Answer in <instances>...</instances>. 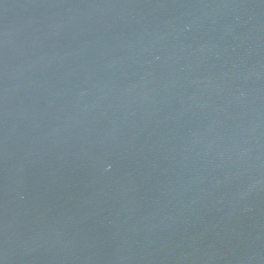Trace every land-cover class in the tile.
<instances>
[{"label": "water", "instance_id": "water-1", "mask_svg": "<svg viewBox=\"0 0 264 264\" xmlns=\"http://www.w3.org/2000/svg\"><path fill=\"white\" fill-rule=\"evenodd\" d=\"M0 264H264V0H0Z\"/></svg>", "mask_w": 264, "mask_h": 264}]
</instances>
